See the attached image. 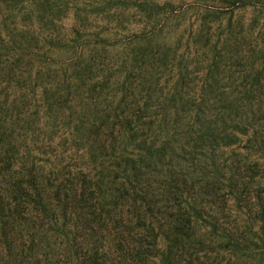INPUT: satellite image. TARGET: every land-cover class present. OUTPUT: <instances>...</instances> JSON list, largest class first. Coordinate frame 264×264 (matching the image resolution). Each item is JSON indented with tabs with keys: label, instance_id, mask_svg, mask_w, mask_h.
Here are the masks:
<instances>
[{
	"label": "rangeland",
	"instance_id": "rangeland-1",
	"mask_svg": "<svg viewBox=\"0 0 264 264\" xmlns=\"http://www.w3.org/2000/svg\"><path fill=\"white\" fill-rule=\"evenodd\" d=\"M0 264H264V0H0Z\"/></svg>",
	"mask_w": 264,
	"mask_h": 264
}]
</instances>
